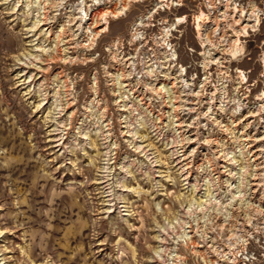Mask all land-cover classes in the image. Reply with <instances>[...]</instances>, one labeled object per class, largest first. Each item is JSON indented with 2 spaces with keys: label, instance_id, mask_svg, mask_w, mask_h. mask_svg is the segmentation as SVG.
<instances>
[{
  "label": "rangeland",
  "instance_id": "obj_1",
  "mask_svg": "<svg viewBox=\"0 0 264 264\" xmlns=\"http://www.w3.org/2000/svg\"><path fill=\"white\" fill-rule=\"evenodd\" d=\"M32 1L0 0V264H264V0Z\"/></svg>",
  "mask_w": 264,
  "mask_h": 264
},
{
  "label": "bare ground",
  "instance_id": "obj_2",
  "mask_svg": "<svg viewBox=\"0 0 264 264\" xmlns=\"http://www.w3.org/2000/svg\"><path fill=\"white\" fill-rule=\"evenodd\" d=\"M31 1V0H30ZM160 1H164V0H160ZM210 1V0H209ZM225 2H226V7H228L229 6V2H230V0H225ZM28 3V2H27ZM84 4V1H82V4L80 5V7L82 6ZM45 5V4H44ZM59 5V4H58ZM26 7L28 8V10H34L35 9V11H36V8H38V4H37V1L36 0H33L32 2H31V4H27L26 5ZM44 7L45 6H43V9H44ZM79 7V8H80ZM94 7V6H93ZM124 7V6H123ZM231 8V7H230ZM234 8V7H233ZM46 9V8H45ZM226 10V9H225ZM237 11V10H236ZM248 11V10H247ZM111 13V12H110ZM228 13V12H227ZM233 13V12H232ZM235 13V12H234ZM238 13V12H237ZM102 14V13H101ZM109 14V13H108ZM225 14V13H224ZM241 14H242V12H241ZM39 15H43V19H39L38 21L36 20V22H34V25L35 26H38L40 23V26H42V25H44V22H42L44 19H45V21L47 20L46 19V16H47V13H46V11L45 10H40V9H38L37 10V12H36V14H35V17H36V19H37V16H39ZM93 15L94 14H91L90 16H88V14L85 12V14L84 15H81V17H80V19H81V21H85V22H87L88 20H93ZM243 15V14H242ZM250 15V14H249ZM252 15V14H251ZM113 16V15H112ZM100 17V16H99ZM183 17V16H182ZM200 17V16H199ZM95 18V17H94ZM202 18V17H201ZM182 18H178V20L180 21ZM198 19V18H197ZM214 20V19H213ZM197 21H199V20H197ZM203 21V20H202ZM221 22H223V21H221ZM255 22V21H254ZM88 23V22H87ZM92 23V22H91ZM199 23V22H198ZM218 23V22H217ZM224 23H226V22H224ZM94 24V23H93ZM97 24V23H96ZM174 24H176V25H178L176 22L174 23ZM174 24H173V27H174ZM206 24V23H205ZM220 24V23H219ZM260 24V20L259 19H257L256 20V26H258ZM90 25V24H89ZM104 28L102 29L103 31H106L108 28H109V22H108V20L106 19V21H104ZM226 25V24H225ZM245 25V24H244ZM253 25V24H252ZM172 26V25H171ZM198 26H200V24H198ZM228 26V25H227ZM234 26V25H233ZM89 27V26H88ZM96 27V25H93V29ZM223 27H225V26H223ZM234 28V27H233ZM245 30H246V28H244ZM256 29V28H255ZM89 30V29H88ZM173 30V29H172ZM226 30V29H225ZM233 30V29H232ZM244 30V31H245ZM166 31V30H165ZM164 31V32H165ZM243 31V30H242ZM224 32H226V31H224ZM246 32V31H245ZM91 33H93V34H97L98 33V31H96V29H94V31L92 30L91 31ZM228 33V32H227ZM247 33V32H246ZM226 34V33H225ZM65 35V34H64ZM237 35V34H236ZM215 36V35H214ZM229 36V35H228ZM166 37V36H165ZM206 37V36H205ZM236 37H238V36H236ZM94 38V37H93ZM207 38V37H206ZM227 40V39H226ZM221 41V40H220ZM217 42V41H216ZM240 42V41H239ZM238 42V43H239ZM215 44V43H214ZM217 45V44H216ZM232 45V44H231ZM218 47V46H217ZM216 47V48H217ZM232 47V46H231ZM209 50V49H208ZM212 50V49H211ZM220 50V49H219ZM206 52V51H205ZM238 52V51H237ZM121 60V59H120ZM123 60V59H122ZM126 60V59H125ZM212 62H214V61H212ZM132 65V64H131ZM183 76V75H182ZM241 77V76H240ZM244 77V76H243ZM245 79V78H244ZM246 80V79H245ZM244 80V81H245ZM243 81V82H244ZM175 84V83H174ZM173 87V86H172ZM220 92V91H219ZM211 95V94H210ZM215 97V96H214ZM186 104V103H185ZM189 113V112H188ZM184 122V121H183ZM182 124V123H181ZM180 125V124H179ZM182 126V125H181ZM188 172V171H187ZM239 184H240V182H238ZM238 191H240V190H238ZM242 191V190H241ZM241 191H240V193H241ZM110 196V195H109ZM248 226V225H247ZM194 242V241H193ZM205 242V241H204ZM195 245V244H194ZM192 246V245H191ZM196 251V250H195ZM163 252V251H162ZM209 252V251H208ZM158 253V252H157ZM194 253V252H193ZM201 253V252H200ZM197 254V253H196ZM204 254V253H203ZM222 254V253H221ZM158 257L159 258H162V255L161 254H158ZM157 264V263H156Z\"/></svg>",
  "mask_w": 264,
  "mask_h": 264
},
{
  "label": "built area",
  "instance_id": "obj_3",
  "mask_svg": "<svg viewBox=\"0 0 264 264\" xmlns=\"http://www.w3.org/2000/svg\"><path fill=\"white\" fill-rule=\"evenodd\" d=\"M164 1H167V0H164ZM225 1V0H224ZM178 2V3H177ZM182 0H178L175 2V4H181Z\"/></svg>",
  "mask_w": 264,
  "mask_h": 264
}]
</instances>
